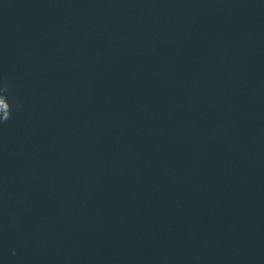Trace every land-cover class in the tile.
I'll list each match as a JSON object with an SVG mask.
<instances>
[{
  "label": "water",
  "instance_id": "1",
  "mask_svg": "<svg viewBox=\"0 0 264 264\" xmlns=\"http://www.w3.org/2000/svg\"><path fill=\"white\" fill-rule=\"evenodd\" d=\"M0 264H264V0H0Z\"/></svg>",
  "mask_w": 264,
  "mask_h": 264
},
{
  "label": "clouds",
  "instance_id": "2",
  "mask_svg": "<svg viewBox=\"0 0 264 264\" xmlns=\"http://www.w3.org/2000/svg\"><path fill=\"white\" fill-rule=\"evenodd\" d=\"M7 120H8V118H7V117H5L4 121H7Z\"/></svg>",
  "mask_w": 264,
  "mask_h": 264
}]
</instances>
